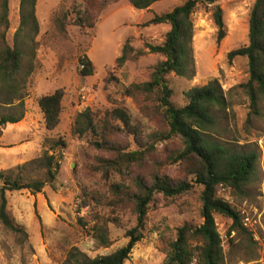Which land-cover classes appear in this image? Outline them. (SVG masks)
Returning a JSON list of instances; mask_svg holds the SVG:
<instances>
[{"label":"rangeland","instance_id":"rangeland-1","mask_svg":"<svg viewBox=\"0 0 264 264\" xmlns=\"http://www.w3.org/2000/svg\"><path fill=\"white\" fill-rule=\"evenodd\" d=\"M184 1L160 0L148 9L139 10L133 8L129 0H117L101 11L93 27L82 30L75 24L77 13L74 12L82 10V0H37L35 13L39 30L34 40V54L31 59L29 51L25 52L21 63V74L31 66L24 98L25 113L20 121L0 129V170L15 168L39 156L49 148L50 139L62 138L66 147L61 151L60 169L52 184L45 185L37 193L26 189L5 191L6 211L22 231H12L0 223V264H61L71 247L95 257L127 243L126 232L136 223L131 208L122 216L123 226L109 223L111 244L108 247L98 246L88 232L95 217L107 213L109 193L100 173L88 169L95 153L88 137L72 135L71 129L75 116L84 109L89 108L101 117L117 106L127 111L142 132L164 126L159 114L147 112L153 104L150 100L122 94V89L130 83L149 80L154 65L163 57L145 53L121 67H116L115 59L127 38H131L136 48H143L144 43L160 44L170 25L145 23L154 14L168 12ZM253 2H197L191 14L193 36L189 67L193 68L194 76L166 75L173 91L171 101L176 106L186 103L184 93L187 90L209 80H218L224 91L247 81L246 57L229 59L227 53L248 44V19ZM215 5L221 7L226 26V35L219 42L212 18ZM8 19L6 40L12 46L19 25V0H9ZM58 20L63 23V29ZM81 56H87L92 62L93 72L89 76L79 74ZM57 89L63 92L59 122L47 130L38 98ZM235 90L230 91L232 105L219 121L224 129L221 135L251 147L255 144L258 166L245 197L232 195L221 186L217 193L236 206L242 216L249 217L245 226L248 232L231 231V219L222 214L214 213V220L225 264H264V100L260 103L262 115L249 116L245 94ZM117 136L134 147L132 138H125L121 133ZM181 147L178 138L159 143L151 155V162L163 160ZM55 154L59 152L55 150ZM165 171L173 179L183 176L178 163L167 164ZM22 175L26 179L46 177L44 168L30 165L25 166ZM201 190V185L192 183L190 190L180 195L156 194L146 214L142 237L124 264H162L177 228L185 223L198 226L203 221ZM79 218L87 223L86 227Z\"/></svg>","mask_w":264,"mask_h":264},{"label":"trees","instance_id":"trees-1","mask_svg":"<svg viewBox=\"0 0 264 264\" xmlns=\"http://www.w3.org/2000/svg\"><path fill=\"white\" fill-rule=\"evenodd\" d=\"M117 0H82V10L77 13L75 24L80 29L91 28L98 21L100 13L107 5ZM160 0H129L130 5L139 10L148 9ZM202 0H185L172 10L154 14L146 23L169 24L160 44L144 43L136 48L127 38L122 44L116 67L123 66L145 53H157L163 57L154 65L151 78L147 81L130 83L122 89V94L130 97H143L153 104L147 112L159 114L162 128L142 132L134 124L127 111L120 106L105 112L101 117L89 108L79 112L74 119L72 135H86L95 153L90 158L88 169L100 173L107 184L108 211L98 215L88 227L92 238L101 247L111 244L109 223L123 226L122 216L127 208L135 215V225L126 232L128 241L114 251L89 257L77 247H71L61 264H124L134 245L142 237V229L149 205L156 194L173 197L190 190L193 184L202 186L200 214L203 219L198 226L183 224L176 230V237L168 245L162 264H225L221 237L217 231L214 213L231 219V231H246L243 216L231 202L219 196V186L232 195L245 197L247 186L256 174L258 152L253 147L240 144L238 139H225L221 133L220 118L232 105L230 91L245 94L249 116L262 115L260 103L264 100V0H254L248 19V44L227 53L232 59L243 56L247 59L248 79L245 83L224 91L216 79L200 86H193L184 93L186 103L176 106L171 101L172 89L166 75L192 78L194 70L189 67L191 60L190 43L193 36L191 14ZM37 0H19V25L14 33L13 45L6 40L9 28V0H0V129L24 117V98L27 96V75L31 66L21 74V63L25 52L32 59L35 36L39 25L35 13ZM211 1L209 3H213ZM64 17V16H63ZM212 18L217 28L216 41L226 35L223 12L215 5ZM60 28L63 23L58 20ZM79 74L89 76L93 72L92 62L87 56L78 59ZM61 89L38 98V106L43 114L45 128L51 130L59 122ZM132 138L124 143L117 134ZM178 138L181 149L174 150L165 159L153 162L151 155L159 143ZM50 145L42 154L15 168L0 170V223L12 231L20 232L21 227L14 223L6 211L5 191L29 190L37 193L47 184H52L60 169L61 151L66 147L62 138L50 139ZM55 150L59 155L55 154ZM150 162V163H148ZM178 163L183 171L181 178L173 179L165 171L168 164ZM44 168V179L23 178L25 166ZM99 202L98 199H95ZM82 226L87 223L79 218Z\"/></svg>","mask_w":264,"mask_h":264},{"label":"built area","instance_id":"built-area-1","mask_svg":"<svg viewBox=\"0 0 264 264\" xmlns=\"http://www.w3.org/2000/svg\"><path fill=\"white\" fill-rule=\"evenodd\" d=\"M243 224H244V226H246L247 225V223H249V217L247 216V215H245V216H243Z\"/></svg>","mask_w":264,"mask_h":264},{"label":"water","instance_id":"water-1","mask_svg":"<svg viewBox=\"0 0 264 264\" xmlns=\"http://www.w3.org/2000/svg\"><path fill=\"white\" fill-rule=\"evenodd\" d=\"M204 1H206V2H211V1H215V0H204Z\"/></svg>","mask_w":264,"mask_h":264}]
</instances>
